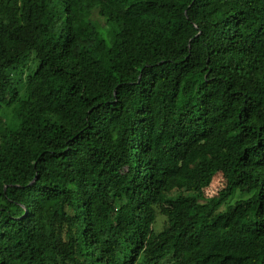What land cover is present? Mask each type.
Instances as JSON below:
<instances>
[{
	"label": "trees",
	"instance_id": "trees-1",
	"mask_svg": "<svg viewBox=\"0 0 264 264\" xmlns=\"http://www.w3.org/2000/svg\"><path fill=\"white\" fill-rule=\"evenodd\" d=\"M0 264H264V0H0Z\"/></svg>",
	"mask_w": 264,
	"mask_h": 264
},
{
	"label": "rangeland",
	"instance_id": "rangeland-1",
	"mask_svg": "<svg viewBox=\"0 0 264 264\" xmlns=\"http://www.w3.org/2000/svg\"><path fill=\"white\" fill-rule=\"evenodd\" d=\"M110 38L113 40V31L110 30ZM114 53H115V61L117 64L122 65L123 63V58L122 55L120 53V51L117 49L116 44L114 43ZM31 71L28 68H23L22 66L19 67L18 70H15V76L17 78H20V83H19V92H20V96L22 94H24L27 85H28V81H29V75H30ZM10 108L11 107H6L3 110V113H5V115H8V113L10 112ZM216 186V183L213 184L210 189H209V193L213 192L214 188ZM242 195L240 194H236L233 198L236 199L238 197H241ZM162 220L161 217L158 215L157 216V220L155 222V226L156 228H159L162 224ZM229 248V243L227 242L226 238L223 236V233L221 232L220 229H215L213 231H210L209 233H207L203 239L201 244L198 247V250L201 252H205L211 249H221V250H227Z\"/></svg>",
	"mask_w": 264,
	"mask_h": 264
}]
</instances>
